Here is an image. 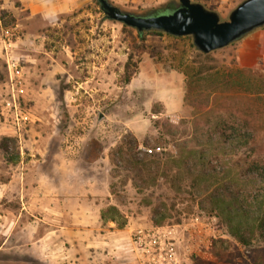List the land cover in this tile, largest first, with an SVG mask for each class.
Masks as SVG:
<instances>
[{
  "label": "rangeland",
  "instance_id": "1",
  "mask_svg": "<svg viewBox=\"0 0 264 264\" xmlns=\"http://www.w3.org/2000/svg\"><path fill=\"white\" fill-rule=\"evenodd\" d=\"M108 1L137 16L179 3ZM191 1L225 22L245 0ZM18 7V0H0L2 41L10 39L6 30L16 23ZM43 34L36 39L41 48L31 54L34 62L0 57V264H59V257H45V238L56 236L61 225L74 227L69 218L76 209L88 222L81 245L74 239L66 245L81 251L82 264H149L130 239L136 230L153 227L172 232L179 264H264V238L241 245L208 204L202 205L206 187L171 161L180 158L182 147L223 143L222 134L230 136L231 128L247 123L250 144L239 148L230 139L228 155L215 157L216 144L214 166L232 162L250 180L249 165L257 162L264 174V80H249L254 72L238 66L237 41L207 55L192 37L147 34L142 41L136 29L109 20L96 0L62 16ZM18 35L14 31V40ZM129 58L136 73L126 84ZM10 60L18 66L14 83L24 90H15L19 127ZM200 67L210 70L192 76ZM177 90L184 93L183 107L168 113L165 104ZM144 148L162 151L150 155ZM254 185L262 190L264 181ZM108 206L125 216L124 228L102 224L100 214ZM196 218L215 230L212 247L191 233ZM157 220L163 223L156 226ZM54 240L51 249L63 246L61 238Z\"/></svg>",
  "mask_w": 264,
  "mask_h": 264
},
{
  "label": "trees",
  "instance_id": "2",
  "mask_svg": "<svg viewBox=\"0 0 264 264\" xmlns=\"http://www.w3.org/2000/svg\"><path fill=\"white\" fill-rule=\"evenodd\" d=\"M99 5V4H98ZM179 7V3H172L162 11L156 12L154 15L169 14L174 12ZM163 35L160 31H148L138 32L140 40H145V35ZM204 56L203 54H201ZM207 57V56H206ZM132 70V59L129 58L125 65L124 82L130 83L131 78L134 76L136 71ZM206 67H200L196 70L192 76L203 77ZM242 73L241 69H238ZM250 73V79L264 80L263 71H253ZM258 72H262V75H258ZM185 73V72H184ZM188 77L189 74L185 73ZM221 124L216 125V129H219ZM250 126L247 123L244 125L231 128L232 131L230 136L224 134L221 137H225L223 143H214L211 140L201 144V148H190L187 145L182 147L179 159H172L171 161L178 168H187L190 176L194 177V181L199 187L200 185L205 186L203 189L205 193L202 205L208 204L211 215H214L220 222H222L228 233L235 238L241 245L248 247L252 245L258 238H264V187L262 190L255 188L256 179L258 181H264V174H261L260 164L252 162L249 165V172L251 170L250 180L243 176L241 173H237L236 169L229 162H224L223 166L220 165L218 168L214 166V160L212 159L211 150L218 144L215 152V157L223 156L226 157L230 144V139H235L237 147L245 148L250 144L251 133L249 130ZM228 138V140H227ZM235 143L232 141V144ZM205 145V146H203ZM221 145V146H220ZM228 147V148H226ZM212 152V153H213ZM233 152V150H232ZM230 153V152H229ZM214 155V154H213ZM194 165V166H192ZM102 224L112 222L116 224L120 229L124 228L127 224L125 216L115 206H108L106 209L101 211ZM163 223V220H157L155 225L159 226ZM0 237V246L2 245Z\"/></svg>",
  "mask_w": 264,
  "mask_h": 264
},
{
  "label": "crops",
  "instance_id": "3",
  "mask_svg": "<svg viewBox=\"0 0 264 264\" xmlns=\"http://www.w3.org/2000/svg\"><path fill=\"white\" fill-rule=\"evenodd\" d=\"M86 1L88 0H18L19 7L16 8L17 12L15 14L16 23L6 30V33H10V39L6 38V41L0 39V42L2 41L0 43V57L6 60L8 58L17 59L21 63L34 62L35 60H33L31 54L41 48V41L39 40L36 43V39L43 38L44 30L56 25L62 16L73 13ZM11 13L14 17V7ZM14 31H18L19 34L15 40ZM236 48L237 64L241 69L264 72V26L237 40ZM21 51H25L26 54H22ZM183 95L182 90L175 92V99L171 104H165L168 113L182 109ZM83 214L82 210L76 209L72 214L73 216L69 218L74 221L72 222L74 227L61 225L58 232L55 231L57 233L56 236L45 238V244L49 250V253H46L48 256L46 255L45 257H59V264H82L81 251L77 252V250H74L72 252L67 248L66 243L68 239H74L75 242L78 241V244L81 245L82 226L84 222H88L86 221L87 218L84 219ZM55 237L62 239L63 246L51 249V244L53 243L54 245L56 243ZM3 246L4 243L0 246V251ZM56 263L58 262H51V264Z\"/></svg>",
  "mask_w": 264,
  "mask_h": 264
},
{
  "label": "water",
  "instance_id": "4",
  "mask_svg": "<svg viewBox=\"0 0 264 264\" xmlns=\"http://www.w3.org/2000/svg\"><path fill=\"white\" fill-rule=\"evenodd\" d=\"M109 20L138 32L160 31L172 37H192L196 48L207 55L223 49L264 26V0H245L222 22L218 13L191 0H179L172 13L137 16L121 10L108 0H96Z\"/></svg>",
  "mask_w": 264,
  "mask_h": 264
},
{
  "label": "built area",
  "instance_id": "5",
  "mask_svg": "<svg viewBox=\"0 0 264 264\" xmlns=\"http://www.w3.org/2000/svg\"><path fill=\"white\" fill-rule=\"evenodd\" d=\"M18 68L14 60L8 62V70L11 78L13 106L16 111V125L20 126L19 111L17 109V95L15 90L23 93L20 83H14L13 73ZM144 151L150 155L160 153L161 148H144ZM216 221V219H214ZM214 229L207 223H201L199 218L194 220L191 233L197 239H199L205 247H212L211 234L214 233ZM172 232L168 231L164 227H153L150 229L136 230L130 239V245L133 246L135 251L141 256L147 257L149 264H179L178 253L175 249V244L171 237ZM214 236V235H213Z\"/></svg>",
  "mask_w": 264,
  "mask_h": 264
}]
</instances>
